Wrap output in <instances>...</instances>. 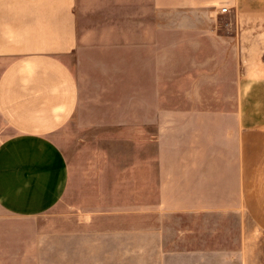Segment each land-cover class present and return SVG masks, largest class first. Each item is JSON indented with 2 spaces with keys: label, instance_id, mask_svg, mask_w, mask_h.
I'll return each instance as SVG.
<instances>
[{
  "label": "crops",
  "instance_id": "obj_1",
  "mask_svg": "<svg viewBox=\"0 0 264 264\" xmlns=\"http://www.w3.org/2000/svg\"><path fill=\"white\" fill-rule=\"evenodd\" d=\"M163 10L189 13L163 28ZM203 16L213 24L188 20ZM262 22L264 0H0V216L41 217L73 194L80 221L58 232L74 264H248L264 238ZM80 117L157 152L102 150L82 176L56 140Z\"/></svg>",
  "mask_w": 264,
  "mask_h": 264
},
{
  "label": "rangeland",
  "instance_id": "obj_2",
  "mask_svg": "<svg viewBox=\"0 0 264 264\" xmlns=\"http://www.w3.org/2000/svg\"><path fill=\"white\" fill-rule=\"evenodd\" d=\"M187 13L189 12L163 10L156 14L154 20L163 28L176 27L181 24L182 20H187V18L185 19L184 17L188 15ZM80 15L79 24L81 30H83V25L86 23L83 19V15ZM188 20L192 21L195 26L201 28L213 24L212 21L210 22L212 19L205 16L197 18L191 17ZM171 53L177 55V58L180 55V52L174 49L173 51L169 50L165 52V56L170 58ZM129 57V68L133 69L135 67L134 74L136 76L138 73L146 75L147 90H149V93L153 94V60L149 57L145 60V70V66L143 67V65L137 64V52L136 54L129 53ZM139 68L140 71H138ZM162 69L163 77L169 78L171 76L170 65H163ZM117 70L118 68H115L113 71L116 72ZM183 72H185L184 68L178 73ZM172 100H175L174 104H185V102L179 101H184L185 99ZM133 101L134 100H131V102ZM201 101L200 98H195L192 104H200ZM82 107L87 109L89 106L83 104ZM79 119L80 123H71L67 129L59 133L56 140L65 150L69 158H71L74 170L76 172L81 171L82 176L84 173H87L89 165L95 160V155L104 153L101 152L102 150L109 151V153L112 154L157 152V146H153V144L150 143V138L147 136L143 139L144 142H142V139H139L137 131H129L130 136L128 135V137L130 140H125L127 139V135H125L127 133L124 131H117L114 129L111 131L82 129L81 120L85 119H81V117ZM86 120H90L88 119V115ZM110 132L113 134L109 135ZM9 135H11V130L3 128L1 131L2 141ZM120 135H123V137ZM167 143L169 144V141H167ZM164 147H166L163 149L164 151L168 149L167 144ZM74 203L75 196L71 194L60 206L51 212L33 219L11 218L2 214L0 216V264H74L72 238L65 237V234H60L58 232V230H63L67 227L58 226L59 221H74V219L80 221L81 216L77 214V211L73 208ZM83 218H85V216ZM68 227L70 230L73 229L72 225ZM131 255L136 254L131 251ZM250 258L251 260H249L248 264H264V238H259L256 252L252 251ZM116 261L117 259L99 258L96 264H121L119 259L117 263ZM125 262L127 264H139L140 259L136 256H130ZM232 264H238V260L233 259Z\"/></svg>",
  "mask_w": 264,
  "mask_h": 264
},
{
  "label": "built area",
  "instance_id": "obj_3",
  "mask_svg": "<svg viewBox=\"0 0 264 264\" xmlns=\"http://www.w3.org/2000/svg\"><path fill=\"white\" fill-rule=\"evenodd\" d=\"M228 10H229L228 7H224L221 9V12L222 13H228L229 12Z\"/></svg>",
  "mask_w": 264,
  "mask_h": 264
}]
</instances>
